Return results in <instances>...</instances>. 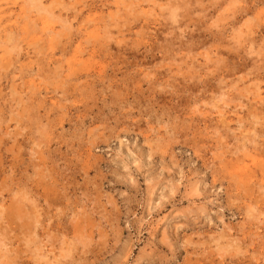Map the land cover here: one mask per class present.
Wrapping results in <instances>:
<instances>
[{
  "label": "rangeland",
  "instance_id": "obj_1",
  "mask_svg": "<svg viewBox=\"0 0 264 264\" xmlns=\"http://www.w3.org/2000/svg\"><path fill=\"white\" fill-rule=\"evenodd\" d=\"M0 215V264H264V0H0Z\"/></svg>",
  "mask_w": 264,
  "mask_h": 264
},
{
  "label": "bare ground",
  "instance_id": "obj_2",
  "mask_svg": "<svg viewBox=\"0 0 264 264\" xmlns=\"http://www.w3.org/2000/svg\"><path fill=\"white\" fill-rule=\"evenodd\" d=\"M39 1V0H38ZM176 15H177V13H175ZM182 16V15H181ZM174 17V16H173ZM179 17V16H178ZM257 118V117H256ZM2 206V205H1ZM2 209V208H1ZM1 216V215H0ZM1 218V217H0ZM45 259H46V257H45ZM43 260H44V258H43Z\"/></svg>",
  "mask_w": 264,
  "mask_h": 264
}]
</instances>
